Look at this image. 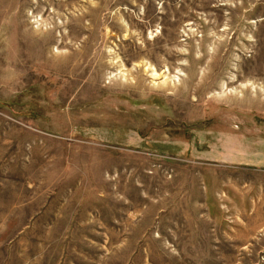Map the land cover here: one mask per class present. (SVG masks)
I'll use <instances>...</instances> for the list:
<instances>
[{"label": "rangeland", "instance_id": "rangeland-1", "mask_svg": "<svg viewBox=\"0 0 264 264\" xmlns=\"http://www.w3.org/2000/svg\"><path fill=\"white\" fill-rule=\"evenodd\" d=\"M0 264H264V0H0Z\"/></svg>", "mask_w": 264, "mask_h": 264}]
</instances>
